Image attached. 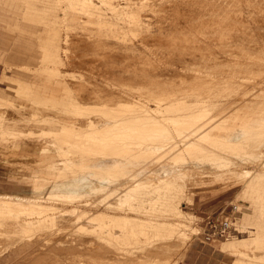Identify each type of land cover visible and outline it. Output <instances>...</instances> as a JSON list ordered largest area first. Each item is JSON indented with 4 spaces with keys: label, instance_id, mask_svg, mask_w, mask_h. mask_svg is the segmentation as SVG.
I'll list each match as a JSON object with an SVG mask.
<instances>
[{
    "label": "bare ground",
    "instance_id": "obj_1",
    "mask_svg": "<svg viewBox=\"0 0 264 264\" xmlns=\"http://www.w3.org/2000/svg\"><path fill=\"white\" fill-rule=\"evenodd\" d=\"M98 2L113 12L109 14L119 19L117 24L123 26L124 29L120 30L123 32L126 29L124 18L130 13L114 12H125L127 8L134 7L131 0H126L125 5L113 0ZM209 25L212 28L221 26L218 23ZM240 27L242 25L236 23L225 24L222 31L213 33V43H227L229 47V44L233 46L236 43L234 40L237 37L244 45L249 40L252 42L248 38L250 32L246 33V41L244 32L237 30ZM198 34L209 35L201 30ZM208 37V41H211V36ZM146 38L161 40L163 37L146 34ZM166 40L170 44L183 43L184 47L180 51L170 49L162 55L156 54L159 60L153 62H150L151 57H147L145 60H149V64L141 68V73L130 70V75L124 81L118 78L124 87L118 86L117 89L116 82L110 81L108 76L104 84H110V87L107 85L99 89L100 93L94 96L91 93L87 95V89L82 86H66L62 94L56 90L45 94L46 101L42 105L45 109L54 108L56 115L47 116L44 112L36 111L25 119L24 125L50 123L57 124L58 128L24 129V126V130L18 127L11 129L12 116H15L13 109H9L4 98L0 97V134L2 137L5 135L6 151L13 149L15 152L25 147L37 152V156H48L41 164L42 168L34 169L30 176L33 181L31 195L0 192V212L5 211L14 218L10 222L0 221V230L7 228L17 234L15 238L7 237V241H4L5 237L0 232V264H8L13 258L14 264H167L173 254L183 249V240L172 239L169 235L173 234L175 226L183 225L185 213L179 208V196L184 192L183 182L194 177L202 181L229 177L228 188L243 183L244 197H240H253L255 211L264 214V183L261 179L254 180L255 175L264 173L256 174L255 167H251L264 159V106L261 107V115L235 114L233 119L237 123L233 120L230 123L228 118L222 120L229 106L224 111L219 108L221 105L224 107L230 99L235 100L234 105L249 93L236 79L241 77L243 66L251 67L254 74V70L260 71L258 64L248 60L255 58L264 61V46H258L260 54L255 56L245 51H235L234 47L226 51L223 49L227 62H236L235 65L240 67L234 69V65L227 68L224 65L221 71H212L207 66L196 67L191 63L196 59H213L217 62L225 59L214 54V51L200 57L188 53L190 44L195 50L203 49L200 47L203 40L199 35H173ZM263 40H260L261 44ZM117 50L114 44L110 46V56L102 52L99 57L110 58ZM177 61L184 65L180 68ZM92 73L97 74L88 71L87 75ZM136 76L165 78L144 80L140 77L143 79L140 80ZM261 81L256 78L259 89L250 93L253 99L246 97L243 103L250 101L251 105L256 102L255 97L264 96V82ZM34 88L33 91L39 92L41 85L36 83ZM87 96L89 102L83 100ZM33 106L39 110L36 102ZM20 119L17 118V121L21 122ZM20 125L23 126V123ZM203 140L213 147L204 144ZM158 151H163L160 157L155 156ZM43 167L55 171V178L37 173ZM190 184L185 185L189 187ZM261 216L257 217L261 219ZM21 221L26 223V227ZM257 224L258 230L255 234L250 233V237L222 243L223 250L243 258H237L233 264H259L254 259H264V255H258L264 251L263 220ZM45 234L59 238L53 244H42L40 241ZM22 251L37 253L38 256L14 257ZM152 251L154 254H151Z\"/></svg>",
    "mask_w": 264,
    "mask_h": 264
},
{
    "label": "rangeland",
    "instance_id": "obj_2",
    "mask_svg": "<svg viewBox=\"0 0 264 264\" xmlns=\"http://www.w3.org/2000/svg\"><path fill=\"white\" fill-rule=\"evenodd\" d=\"M98 1L100 0H88V2L86 0H0V97L4 98L3 100L9 105V109H13V113L15 116H12L13 120L11 129L17 127L23 129L24 126V129L33 127L58 128L59 126L57 124L50 123L38 125L32 124L31 126L27 124L24 125L25 119L32 116V114L36 111L44 112V114H46L47 116L48 114L51 116L56 115V110L54 108L45 109V107L42 105V103L46 101V98L44 97L45 94L53 90H56L58 93L61 92L60 94H62L66 86H76L80 88L82 86L88 90H86V92L84 91L87 95L91 93V95L94 96L96 93H100L99 89L107 87L108 84H104V80H106L108 76V79H111L110 81L114 80L116 82V88L118 86L119 88L124 87L121 81H124L127 78L128 74L130 75V70L132 71V73L136 71L141 73V68L146 67L149 64V60H145L147 57H151L152 60L150 59V62H153L159 60L158 56L166 53L167 50L177 49L178 51H180L179 49L184 47L183 43L170 44L166 40V38H171L173 35H175L176 37H184L186 34H197L203 40V42L201 43L202 46H200L203 49L195 50L193 49L194 47L190 44L188 45V47H190L188 53H191L192 55L198 54L197 57H200V55H208L210 53H213L214 51V54L221 55L226 59H221V61L218 60L220 64L213 59H196L191 61V63L196 67L204 65L205 67L207 66V69L212 71H221L224 65L226 66V68L233 65L234 69L235 67H240L238 65H235L236 62H227L226 53H224L227 48V50H229L230 48L234 47L233 49L235 51H241V53L245 51L246 54L249 53L250 55L255 56L256 54H260L259 50H257L258 46H264V0H131V3L134 7L131 6L130 8H127L125 12H114L130 13L124 18L126 29L123 32L120 31L124 29L123 26L121 24H117L119 19L116 16L109 14L113 12H111V10H108L104 5L102 6V4H100V2ZM113 1H115L116 3L121 2V5H125L126 2V0ZM96 4L98 7L96 6ZM202 21H204V23ZM210 23H218L221 24V26L219 28H212L209 25ZM229 23L242 25V27L237 30H241L244 32L243 36L246 35V41L248 36V38L253 41L249 42V40L247 41L248 43H245L244 45V42H242L241 39L237 37L234 40L236 41V43H234L233 46L229 44L228 47L227 43L222 44V42L213 43L212 39L215 38L213 36V33L222 31L223 26ZM200 30L207 32L209 34L208 36H211V41L213 44L211 43V41H208L209 37L207 35L198 34L200 33ZM247 32H250V34H246ZM146 34L153 37L162 36L163 38L161 40L159 38L147 39ZM259 39L263 40L262 44ZM239 42L240 44H238ZM113 43L119 51L117 50L113 52L112 57L109 58L108 56H110L111 54L108 52L110 51V46H114ZM137 43L139 46L137 45ZM49 45H51V47ZM142 46L144 47V49ZM141 47L143 50L141 49ZM239 47L242 48L239 49ZM247 49H249L250 51ZM131 51L133 52L131 53ZM102 52L108 54V56L99 57V54ZM55 54L59 56L55 57ZM156 54L158 56H156ZM123 55H125L126 57L124 58ZM65 60H67L68 62L66 61V63ZM212 61L213 63H211ZM222 61L225 62L223 63ZM248 61H251L250 63L253 64H258L261 69L259 72L258 70H254L255 73L258 74L256 75L251 72V67L246 68L243 66V72L240 73V75L242 74L241 77H238L236 79L238 82L243 84V88L247 90L246 92H249L247 95H245L243 100L246 99V97L249 100L251 98L253 99L254 96L250 93L259 89V85H257L256 83V78L258 80H262L261 82H264V63H261L264 61H259L255 58ZM110 64L112 65L110 66ZM177 64L180 68L182 67V65H184L181 61H177ZM62 66H64V69L62 68ZM88 71H93L97 74L92 73L91 75H87ZM109 71L114 72V74H111ZM244 72L245 75H243ZM72 73L75 74L73 75ZM102 73H105V75L102 76ZM116 73H118V75ZM55 75H57L58 77L61 76L62 79H60V77L58 79V77ZM66 76L68 79L66 78ZM136 77H139L136 79L140 80H143L144 78H147L149 80L165 78L164 76ZM140 77H142L143 79ZM246 78L247 80L245 81ZM248 80L250 81L248 82ZM117 82H119L121 86L119 85V83L117 85ZM252 82L253 85H251ZM36 83H39L41 85L39 92L33 91L35 89L34 87H36ZM29 86H31L32 88H27ZM108 86L110 87V84ZM197 98L198 97H194L192 99ZM257 99H259V101H257ZM83 100L89 102L90 98L87 96ZM243 100L241 99L240 101H238V103L235 102L233 105L232 103L235 100L230 99L226 103V107H223V105H221V107L219 108L220 110L222 109V111H224L227 106H229L227 108L229 114H224L222 120L228 118L230 123H232L233 121L234 123H237L238 121L233 119L235 114H244V112L250 114L254 113L256 115L263 114L261 108L264 106L263 94L255 97L254 101L256 102L251 103L252 107L250 105V101H248L249 103H247V101L246 103H243ZM11 102L15 103L12 104ZM35 102L36 105H38L39 110H36L34 108L33 105L35 104ZM257 106L259 109L257 108ZM233 108H235V111H232L234 110ZM259 110H261L260 114ZM14 117L16 120H14ZM17 118H22L20 119L22 121H17ZM19 122L20 124L23 123V126L20 124V127L17 126ZM4 136L5 135H3V137ZM3 137L0 134V192L31 195L33 181L30 176L33 175L34 169L42 168L41 164L45 163L46 159H48V156H44V158L42 156H37V152H33L32 150L25 147H21L15 152L13 149L12 151L7 150V152L5 148L6 142H4L6 141V139ZM206 141L207 140H203L202 142L207 146L213 147L210 142ZM162 154L163 151H158L155 156L160 157ZM23 155L28 156L26 157ZM263 166L264 159L257 162L256 166L251 165V167H255L256 174L264 173ZM257 167L259 169H257ZM37 173L50 177L52 179L56 176L55 171H49L46 168L39 170V172ZM255 176V181L261 179V182L264 183V175ZM197 178L198 177H194L183 182L184 192L179 196L178 204L179 208L185 213V217L183 219L184 221L182 223L183 225H179L180 227L178 225L177 227L175 226L173 234L169 235L172 239L183 240V249H181L182 251H185L179 252L180 254H173L167 264H173V262L175 261L176 264H180V262L184 259L187 251L191 247L192 243L200 242V240L203 239L201 233L203 232V221L207 215L217 214L220 212L230 214L231 206L233 204L238 205L240 209V211L235 215L236 226L240 230L242 229V233L237 235L238 237L233 236L228 238V241H226L227 239L218 240L216 244L221 249V245L223 242H229L232 239H237L244 236L250 237V233L255 234L258 230L257 223L259 221L263 220L264 224V214L257 209V211H255L253 197H249L250 195L245 196L246 198L249 197L248 199H242L240 197H244L243 183L232 186L233 188H228L227 186H230L229 177L223 178L222 180L214 178L209 180L206 179L203 181ZM191 180L194 182H191ZM189 181L192 183V185ZM185 184H190V186L188 187ZM258 212H261L260 214H262L261 217L263 218L260 219L259 217H257L260 215ZM0 221L10 222L14 221V218L3 211L0 212ZM20 223H22V225L26 227L25 222L21 221ZM179 229L181 230L179 231ZM10 231L7 228H1L0 232L2 233V236L5 237L4 241H7V237H16V232H14V230L13 232ZM58 238V236H54L52 234H45L42 236L43 241L41 239L40 242L42 244H53L56 239L58 240ZM6 244H8V242H6ZM223 251L224 252L222 253L221 257H225V264H233L236 262L235 260L237 258L243 259L239 255H233V253L230 254L229 251ZM152 252L151 254H154V252ZM258 255L263 256L264 251L259 252ZM27 256L32 258L33 256H38V254H28V251H22L21 253L16 254L14 257ZM14 260V258L11 259L10 263L8 264H14ZM254 260L257 261L256 263L264 264V259L259 258Z\"/></svg>",
    "mask_w": 264,
    "mask_h": 264
},
{
    "label": "built area",
    "instance_id": "obj_3",
    "mask_svg": "<svg viewBox=\"0 0 264 264\" xmlns=\"http://www.w3.org/2000/svg\"><path fill=\"white\" fill-rule=\"evenodd\" d=\"M240 211L238 205L231 206L230 214L223 212L207 215L203 221L202 237L204 241L212 242L237 236L242 231L236 226V213Z\"/></svg>",
    "mask_w": 264,
    "mask_h": 264
},
{
    "label": "crops",
    "instance_id": "obj_4",
    "mask_svg": "<svg viewBox=\"0 0 264 264\" xmlns=\"http://www.w3.org/2000/svg\"><path fill=\"white\" fill-rule=\"evenodd\" d=\"M217 241L201 239L200 242L192 243L180 264H225V257H221L224 251L216 244Z\"/></svg>",
    "mask_w": 264,
    "mask_h": 264
}]
</instances>
